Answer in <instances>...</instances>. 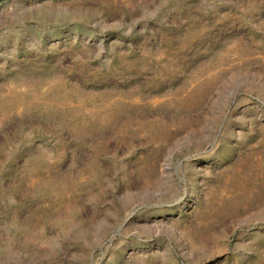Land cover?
<instances>
[{
    "label": "rangeland",
    "instance_id": "1",
    "mask_svg": "<svg viewBox=\"0 0 264 264\" xmlns=\"http://www.w3.org/2000/svg\"><path fill=\"white\" fill-rule=\"evenodd\" d=\"M0 264H264V0L0 1Z\"/></svg>",
    "mask_w": 264,
    "mask_h": 264
},
{
    "label": "trees",
    "instance_id": "2",
    "mask_svg": "<svg viewBox=\"0 0 264 264\" xmlns=\"http://www.w3.org/2000/svg\"><path fill=\"white\" fill-rule=\"evenodd\" d=\"M0 1H2V0H0Z\"/></svg>",
    "mask_w": 264,
    "mask_h": 264
}]
</instances>
